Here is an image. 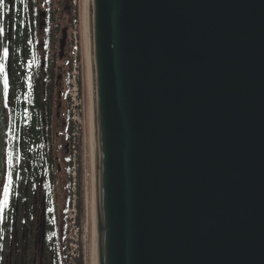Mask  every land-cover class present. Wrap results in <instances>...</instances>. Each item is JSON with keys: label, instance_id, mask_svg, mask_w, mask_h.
<instances>
[{"label": "water", "instance_id": "obj_1", "mask_svg": "<svg viewBox=\"0 0 264 264\" xmlns=\"http://www.w3.org/2000/svg\"><path fill=\"white\" fill-rule=\"evenodd\" d=\"M91 22L99 264H264V0H91ZM7 127L0 74V194Z\"/></svg>", "mask_w": 264, "mask_h": 264}, {"label": "flooded vegetation", "instance_id": "obj_2", "mask_svg": "<svg viewBox=\"0 0 264 264\" xmlns=\"http://www.w3.org/2000/svg\"><path fill=\"white\" fill-rule=\"evenodd\" d=\"M53 7V0L0 2V73L8 122L0 194V264L66 263L52 137L55 112L58 115L63 108L55 107L61 82L57 83L53 54ZM64 98L68 100V93ZM68 119L70 115L65 123Z\"/></svg>", "mask_w": 264, "mask_h": 264}, {"label": "rangeland", "instance_id": "obj_3", "mask_svg": "<svg viewBox=\"0 0 264 264\" xmlns=\"http://www.w3.org/2000/svg\"><path fill=\"white\" fill-rule=\"evenodd\" d=\"M77 3L76 9L73 8L74 13L77 11V17H74L73 0H53L52 13L56 32V50L53 54L57 65L56 75L59 77L57 83L61 82L56 92L55 107L60 108V104L63 106L58 115L55 112L53 123L52 137L57 161L55 167L59 169L58 174L56 173L55 191L56 195L58 194L57 208L63 224L61 227L65 231V264H68L69 257L73 259L70 264H94L96 182L92 139V92L89 84L91 71L86 32L87 7L86 0H77ZM63 41L65 46L62 45ZM72 75L79 78V98L73 101L76 118L74 117L73 121L68 119L65 123L70 115L71 102L65 100L64 93L70 90ZM61 92L63 97L60 96ZM75 119L76 127L72 125ZM73 139L76 153H73L72 159L71 156L69 158V149L74 150ZM70 182L75 191H72V197L69 194ZM71 198L72 204L69 206Z\"/></svg>", "mask_w": 264, "mask_h": 264}, {"label": "bare ground", "instance_id": "obj_4", "mask_svg": "<svg viewBox=\"0 0 264 264\" xmlns=\"http://www.w3.org/2000/svg\"><path fill=\"white\" fill-rule=\"evenodd\" d=\"M86 14H87V21H86V32L88 34L87 39V46H88V53H89V61H90V76H89V84L91 86L92 92V139H93V160H94V168H95V182L97 188V147H96V126H95V117H94V88H93V55H92V22H91V0H86ZM72 6V10H73ZM74 13V10H73ZM74 14H77L75 11ZM97 192H96V207H95V217H96V228H95V262L94 264H99V248H98V211H97ZM70 264L73 259L71 257L68 258Z\"/></svg>", "mask_w": 264, "mask_h": 264}, {"label": "built area", "instance_id": "obj_5", "mask_svg": "<svg viewBox=\"0 0 264 264\" xmlns=\"http://www.w3.org/2000/svg\"><path fill=\"white\" fill-rule=\"evenodd\" d=\"M78 6V3H77V0H73V7L76 9V7ZM79 78L76 77L75 75H72V79H71V89H70V92H69V98H70V102H71V106H70V109H71V113H72V121L75 117V114H74V108H73V101H76L78 98H79ZM76 118V117H75ZM76 119L73 123L74 127H76L77 123H76ZM75 139H73V153H76V145H75ZM76 175V173H74Z\"/></svg>", "mask_w": 264, "mask_h": 264}, {"label": "trees", "instance_id": "obj_6", "mask_svg": "<svg viewBox=\"0 0 264 264\" xmlns=\"http://www.w3.org/2000/svg\"><path fill=\"white\" fill-rule=\"evenodd\" d=\"M40 110V109H39ZM34 125H36V123L34 124ZM69 194H70V196L72 197V183L70 182V184H69ZM71 204H72V198L69 200V206H71ZM67 222V221H66Z\"/></svg>", "mask_w": 264, "mask_h": 264}, {"label": "snow or ice", "instance_id": "obj_7", "mask_svg": "<svg viewBox=\"0 0 264 264\" xmlns=\"http://www.w3.org/2000/svg\"><path fill=\"white\" fill-rule=\"evenodd\" d=\"M0 2H2V0H0ZM22 2H23V0H22ZM10 162H11V160H10ZM9 179H11V176L9 177ZM4 202H5V204H7V192L5 193V201Z\"/></svg>", "mask_w": 264, "mask_h": 264}]
</instances>
